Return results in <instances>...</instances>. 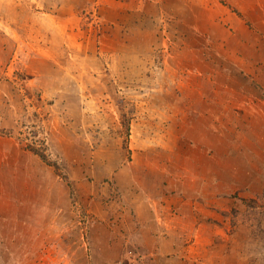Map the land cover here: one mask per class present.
I'll return each mask as SVG.
<instances>
[{"label":"rangeland","instance_id":"1","mask_svg":"<svg viewBox=\"0 0 264 264\" xmlns=\"http://www.w3.org/2000/svg\"><path fill=\"white\" fill-rule=\"evenodd\" d=\"M201 2L0 0V264H264V132L193 116Z\"/></svg>","mask_w":264,"mask_h":264},{"label":"crops","instance_id":"2","mask_svg":"<svg viewBox=\"0 0 264 264\" xmlns=\"http://www.w3.org/2000/svg\"><path fill=\"white\" fill-rule=\"evenodd\" d=\"M255 1L249 9L237 5L239 14L226 6H224L223 12L218 5H210V0H202V9L199 11H196L198 5L191 4L190 9L193 11V16L189 27L192 31H196L195 34L200 35L202 40L204 39L207 51L203 58L189 62L190 74L187 80L190 85L198 88L196 90L198 100L193 102L197 108L194 109L193 116L205 117L208 113L207 109L219 103L225 108V111L220 114L215 112L214 118H222L229 114L240 121L242 120L240 124L236 125L238 128L241 126V131L247 129L246 132L255 133L252 131L255 129L256 133H260L264 132V33L260 34L256 31V22H258L259 16L256 14ZM219 10L223 14H218ZM209 46L218 50L212 51ZM178 69L180 70V68ZM174 70L177 71V68ZM179 78V82H181V75ZM209 87H212L213 91L208 90ZM226 94L236 97H226ZM218 127L220 128L218 133L225 134L227 132L224 128ZM238 133L240 134V130ZM1 150L8 155H15L20 150V145L7 143L1 147ZM210 177L211 175L205 174L201 180H198L212 181ZM0 189L1 192H5L2 184H0ZM2 196L5 197L6 205L10 204L12 208L6 211L5 208L3 209L5 204L2 202L0 226L4 224V219L10 221L13 217L15 221L16 214H21L18 211L15 213L16 204L14 201H10L9 196ZM196 196L198 197V195ZM8 197L10 200H7ZM180 198L183 199V197ZM189 213L192 218L196 219L195 208H192ZM182 216L186 217L184 214ZM162 222L165 224L175 223L173 220L171 222V220H163V218ZM183 224L188 225L189 221H185Z\"/></svg>","mask_w":264,"mask_h":264},{"label":"trees","instance_id":"3","mask_svg":"<svg viewBox=\"0 0 264 264\" xmlns=\"http://www.w3.org/2000/svg\"><path fill=\"white\" fill-rule=\"evenodd\" d=\"M128 128H129V126H128ZM32 149H33L34 152H36L37 154H39V156L43 160L48 161V158H47L46 154H44L43 152H40L38 149H35V148H32Z\"/></svg>","mask_w":264,"mask_h":264}]
</instances>
